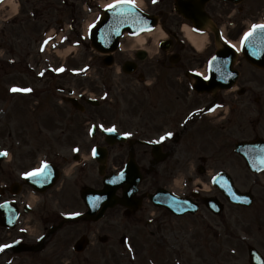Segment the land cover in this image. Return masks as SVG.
Returning a JSON list of instances; mask_svg holds the SVG:
<instances>
[{
	"label": "flooded vegetation",
	"instance_id": "1",
	"mask_svg": "<svg viewBox=\"0 0 264 264\" xmlns=\"http://www.w3.org/2000/svg\"><path fill=\"white\" fill-rule=\"evenodd\" d=\"M171 2L172 6L168 8L167 5ZM154 5L156 7L160 6V9L157 8L155 11L158 13L164 28L169 31L173 27H176L179 30L185 19L175 11V0H162L160 3L154 2ZM205 10L215 24H225L226 27L229 26L233 29L230 33H234L236 30L246 27L249 22L254 23L263 19L264 0H243L238 5L224 0H211L206 5ZM236 39H238L237 33L225 36V41H235ZM175 46L177 48L180 47L179 53H182V56H179L178 64L170 67V69L181 70L180 72H186L190 67L189 70L195 72L198 69L204 71L206 63L217 53L214 43L212 44V49L207 51L209 52L207 56H197L195 54L187 56L186 43H175ZM173 51L175 52V50ZM166 64L167 59L163 62V69H169ZM234 69L239 71L238 85L241 89L240 92L235 90V95L218 92L215 95L200 96L206 111L218 107L217 112L213 115L214 117H202V115L200 117H148L142 129L139 130L134 125V128L128 132L129 134H141L147 144H136L134 146H131L130 143L119 144L112 148V154L108 157V165L110 164L118 172L125 166L131 151H133L134 158L140 165L141 172L144 174L142 186L138 194V198H141V201H135L132 209L126 210V213L132 219L149 213L150 207L153 210V218L157 216L156 212H158V208L154 206L151 196L160 190L188 198L198 206L196 215L186 214L182 217L175 216L164 208L160 210L161 215L154 220V223H158L156 226L161 232L162 238L170 245L181 244L179 228L183 227L185 223L197 226L201 222H203V225L206 224L210 218L213 220L214 218H220L215 217L207 210L203 203L205 195L195 192V185L211 182L216 175L224 172L232 176L233 161H241L244 169L247 170L242 158L233 160L232 149L239 140L240 142L255 144L257 151L264 154V76H261L264 75V70L250 65L243 56L238 58ZM176 76L177 73H175V79L172 77L169 79L168 84L171 85L170 87H174V84L178 83L177 80L179 78H176ZM226 105L233 107L232 111L238 110L236 107L238 105L240 106V110L255 112L256 117H230L233 115L231 110L224 117H220L219 115L222 111H225L224 107ZM185 118H188V120L184 123ZM157 119H159V124H157ZM153 120L154 124L152 123ZM232 128L234 129L232 130ZM169 133L172 135L169 136ZM15 148L19 149L21 147L3 146L5 152L11 154L10 162H6L5 165L12 162L14 158L12 152ZM63 148V146H60L58 149ZM52 149L54 148H47L49 153L59 152ZM31 152L34 154V149ZM178 153L195 154L197 157L191 166L183 167L182 163L184 159L182 158L179 163L168 167L172 159L177 158ZM49 157H40L35 166H27L24 169L21 167L7 170L4 166L0 173V184L2 183L0 201L2 200L6 203L10 202L9 199L14 201L19 210L24 211L21 213V216L23 214H34L33 217L39 219L43 224L42 226H37L42 229V235L35 243L36 247L33 251H36V253H33V256L46 252V254L53 253L56 258L55 260L59 262L69 261V263H72L71 261H74L78 264H101L104 262L110 263V260L114 261V257L116 256L113 255L116 252L114 237L113 235L104 237L103 226L100 225L99 221L95 222L84 219L68 222L71 219L70 217H77L86 212L85 205L78 195L81 189L86 186L83 179L88 181L87 177L91 174V170L87 166L80 167L73 181L74 184L71 182H63L61 184V180H59L52 189L46 190L49 187L46 183L37 188L40 192L30 187L31 190L40 195L36 199V209L29 211L26 209V206L21 207L20 203L23 200H30L33 197L32 194H29L28 186L25 185L26 174L24 175V173L34 167L35 169H39L40 166L45 164V161L43 162L42 159ZM55 157L56 160L53 165L63 172L66 167V157L60 155ZM38 162L41 163L40 166H38ZM241 163H238L239 169L241 168ZM248 173L254 176L253 182L255 187L252 191L257 196L253 208L257 205V209L261 215L264 213V172L253 174L248 171ZM249 174L247 172L242 173L240 177H234V181L238 179L241 184H246ZM48 176L46 174V177L49 179L50 176ZM72 177L73 174H71L69 180ZM90 178L91 188H103V185L99 184L97 176ZM101 182L103 183L102 178ZM200 189L203 192V188ZM77 207L81 208L78 209ZM121 211L125 210L119 208L113 209L110 215ZM260 219L263 220L262 217ZM73 224L83 225V228L82 232L72 239L69 236L72 230L68 232L67 230L68 228H73L70 226ZM224 229V240L227 244H223V247L229 246L230 244L228 243H231L230 218L224 220ZM241 229H243L242 232L244 234V237H241L243 244L248 247L250 245L249 242H253L264 256V224L256 227L243 226ZM81 238L86 240L88 245L83 252L75 253V245ZM106 244L113 247L109 249L113 255L111 259L108 257L104 258ZM62 245L65 251L60 249ZM241 258L243 264H249L250 258L247 255Z\"/></svg>",
	"mask_w": 264,
	"mask_h": 264
},
{
	"label": "rangeland",
	"instance_id": "2",
	"mask_svg": "<svg viewBox=\"0 0 264 264\" xmlns=\"http://www.w3.org/2000/svg\"><path fill=\"white\" fill-rule=\"evenodd\" d=\"M49 1H52V4L58 5V7H63L62 0ZM73 1H76L75 8L73 6L64 7L65 12L63 10V14L66 16H70L69 14H73L75 11L78 14L82 9V4L86 2V0H69V2ZM109 1L111 0H101V2ZM167 7H170V3H168ZM5 11L2 8L0 10V24L2 23L4 14H6ZM53 14L54 23L57 19L64 17L60 16L58 11H53ZM18 17L20 18L19 27L14 28V31L11 30L12 32L9 30V35L6 38L0 36V146L10 145L21 147L19 149L15 148L12 152L14 157L12 162L4 165L7 170L35 166L40 157L49 156L46 150L48 147H53L54 149L52 150L58 151L60 150L58 149L60 146L73 147L75 145H81L82 147L84 145L83 147H86V150H83L81 147H73L72 152L71 149L68 152H62V154L65 153L71 156L70 160L73 164L72 157L75 151L81 150V155H88L96 141H102L100 133H98L99 136L96 139L88 138L87 142L84 141L85 137H82L83 140L79 136L72 135L61 138V136L54 135V133L51 134L53 136L52 138L51 136L44 138L39 128L42 127V123L49 125L50 128H52L51 125L54 129L63 126L60 129H73L79 133V130L83 129V126H80L83 121L88 130L91 129L90 127L93 124L97 125L98 128H117L118 126L120 130H126L132 124L139 123L142 120H145L143 121L145 125L148 117H186L191 113L192 109L203 105L201 98H197L195 95L188 93V86H186L185 81H180L181 83L176 85L180 87L182 97L175 92V89H167V91L159 89L163 86L161 85V81L158 84V75L162 70L159 69V66L155 62L158 57H163L162 54L157 53L154 57L148 59L147 63L142 67V70L146 72V83L150 84L157 79V86L151 85L149 93H146L144 89L145 84L143 85L142 82H138L136 77H126L120 74L116 71L117 68L112 72L95 69V66L99 64L98 60L94 64L90 63V60L96 56V53L90 48L86 49L84 47V43L90 47L88 40H82V35H84L83 26L86 22L84 23L82 21L81 23L75 24L78 31L77 35L75 33L74 35L69 33V39L67 41L61 42L57 47H51L50 54L42 55L41 52L44 50L47 42H44L41 38L39 28L44 23H38V26L30 23L31 19L28 14L24 16L19 15ZM54 28L59 30L55 24ZM231 31L230 28H227V34L237 33V31L230 33ZM148 40L152 43L153 38H148ZM127 41V39H124L122 44L127 43ZM144 45L145 43L139 44L138 47H144ZM46 47L48 48L49 46ZM66 49H71L72 53L65 58L61 54ZM9 50H13L11 55H9ZM132 52L129 53L131 54ZM129 53H121L125 57L119 58L118 61L128 58ZM208 53L206 52L205 56ZM186 54L187 56H191V53H188V51ZM37 63H42L41 67H44L41 72ZM48 67L52 69V73H50ZM58 71L60 72L58 73ZM175 73L179 72L169 73L170 77L166 81L168 82L171 77L175 79ZM162 75L166 76L163 73ZM261 76L263 77L264 75ZM178 77H181L180 74ZM49 83L56 89L58 87H65L66 91L71 90L77 98L80 95H85L87 98L97 99L102 105L99 108L86 106V113L81 114L69 103L65 102L61 104V97L68 96V93L66 92L63 95L57 93L60 99L55 98L53 93H56V90L53 89L54 91H52L47 86ZM13 89L16 90L13 91ZM20 90H30L28 93L32 95L30 97H23L20 95ZM166 93L169 98H166ZM238 111L240 113H235L232 117H251L249 114L252 115V112L248 113L250 110L238 109ZM176 113L179 115L172 116ZM47 117L53 118L47 119ZM55 117L58 120H53ZM64 117H68V120L75 121V123H72L74 126L70 127V125L61 122V120H65L63 119ZM252 117H255L254 113ZM152 123L154 124V120ZM159 123V119H157V124ZM237 129L240 130L239 128ZM6 130L13 133V136H9V139L14 140V143L9 144L7 142ZM33 149L35 151L34 154L31 152ZM196 157L195 154L178 153L177 158H173L168 167L179 163L182 158L184 159L182 163L183 167L191 166ZM69 166L70 164L66 165V168ZM233 169L237 174L240 173V170L235 165H233ZM77 208L80 209L81 207ZM229 213L232 217L231 226L233 230H238L236 228L237 226L255 227L251 217H242L239 210L232 209ZM141 217L147 219L149 215L145 214ZM104 223L103 233L114 231L116 237L121 234L129 236L134 233V250L131 253V257L133 256L132 264H148L147 259H153L151 261L155 264H234L233 261L231 262L232 259H230L232 257L228 256L221 246L227 244L223 240V230L218 239H215L214 233L207 229L205 230L203 222L199 225L197 224V226H192L191 223H185L183 227L179 228L181 229L180 232L183 241L175 249L162 243L161 234L154 232L157 224L150 227L145 222L133 223L125 219L123 222H120L116 217L109 218ZM70 226L73 228H68L67 232L72 230L69 234L72 239L82 232L83 225L73 224ZM38 230V228H35L33 231L38 232ZM149 234L153 237H150ZM14 235L15 232H0V245L4 246L5 242L9 243V239L14 237ZM135 237H140V240L134 241ZM187 242H189V246H187ZM228 244H230L231 251L237 253V256L240 257L242 254V246L240 243L232 240V243ZM227 247L225 246L224 248L226 249ZM60 249L65 251L63 245L60 246ZM104 249L106 250L108 248L106 247ZM119 250L125 252L120 245ZM46 253L42 255V258L47 264L58 263L56 261L51 262L56 259L53 253ZM27 259L29 257L25 259L24 256H14L10 252H5L0 255V264H6V262L9 264H35L34 261L31 262V260ZM129 259H131L130 255L129 257L127 255L121 257L118 251L115 264H129ZM166 259L170 261L166 262Z\"/></svg>",
	"mask_w": 264,
	"mask_h": 264
},
{
	"label": "water",
	"instance_id": "3",
	"mask_svg": "<svg viewBox=\"0 0 264 264\" xmlns=\"http://www.w3.org/2000/svg\"><path fill=\"white\" fill-rule=\"evenodd\" d=\"M189 4H191L189 2ZM112 19H109V17H106L101 25V27L104 28L106 25L108 26V31L112 32H120L118 31V29L123 28V29H127L130 30L132 33H137L139 30L143 29V28H149L150 26H153L155 24L154 21L149 20L147 18H145L143 15H141L139 12H137L136 10L130 9V11H126L123 13V15H117L114 14L112 17H110ZM130 19V21H129ZM93 38V46L99 50V51H103V47L99 46L102 42L98 39V33L95 32L92 35ZM119 38V37H118ZM118 38H115V42L116 43L118 41ZM110 41H113V39H111ZM255 62V61H253ZM196 90L197 87H196ZM130 184H128L129 186ZM115 188H107V192H110V195L113 196V194L115 193ZM235 193L233 191H231V198H235ZM107 207V206H106Z\"/></svg>",
	"mask_w": 264,
	"mask_h": 264
},
{
	"label": "bare ground",
	"instance_id": "4",
	"mask_svg": "<svg viewBox=\"0 0 264 264\" xmlns=\"http://www.w3.org/2000/svg\"><path fill=\"white\" fill-rule=\"evenodd\" d=\"M114 1H117V0H114ZM8 6H10V14H14L16 12V7L13 3L10 2V0L8 2H6ZM132 3L137 5V6H140L141 3L138 1V0H132ZM185 30V33H186V37L187 39L191 42V44L193 46H195L198 50L199 49H202L204 47V45L206 44L207 42V37L206 36H199V35H195L191 32V30L188 28V27H185L184 28ZM163 32L161 31L160 28H158L156 31L154 32H148L146 33V35H142V36H139L135 39H133L131 41L132 44H134L133 46H136V45H139V44H144L148 38H153V43L150 47V54H154V52L156 51V45H157V40L158 38H160L161 36H163ZM71 51V49H68L66 50L65 52H63L61 55L62 56H65L67 55L69 52Z\"/></svg>",
	"mask_w": 264,
	"mask_h": 264
},
{
	"label": "snow or ice",
	"instance_id": "5",
	"mask_svg": "<svg viewBox=\"0 0 264 264\" xmlns=\"http://www.w3.org/2000/svg\"><path fill=\"white\" fill-rule=\"evenodd\" d=\"M153 2H155V0H153ZM124 3H132V0H117V4L116 5H110L109 7H116V6H118L120 4H124ZM257 30H259L261 33H264V24H256V25H253L252 31L249 32V33H246L245 39H248V37L252 36L253 33H255ZM15 90L16 89H13V91H15ZM26 91H30V90H26ZM108 131H115V128L109 129ZM168 135L171 136L172 134L169 133ZM93 154H95V152ZM0 155H7V153H0ZM40 171H42V170H37V172H40ZM26 175L32 176L33 174L32 173H28ZM3 247H8V246L7 245L2 246V247H0V250H3Z\"/></svg>",
	"mask_w": 264,
	"mask_h": 264
}]
</instances>
